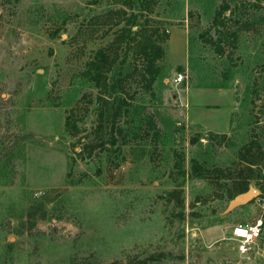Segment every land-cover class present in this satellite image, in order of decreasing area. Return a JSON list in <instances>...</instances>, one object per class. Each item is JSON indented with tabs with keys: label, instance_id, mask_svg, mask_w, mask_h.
Listing matches in <instances>:
<instances>
[{
	"label": "rangeland",
	"instance_id": "rangeland-1",
	"mask_svg": "<svg viewBox=\"0 0 264 264\" xmlns=\"http://www.w3.org/2000/svg\"><path fill=\"white\" fill-rule=\"evenodd\" d=\"M154 2L139 13L164 50L148 90L123 32L136 0H0V264H264V225L251 254L230 240L264 223V201L228 211L255 138L249 188L264 182V0ZM101 48L122 72V105L83 77ZM186 72L191 87L231 91L228 134L187 121Z\"/></svg>",
	"mask_w": 264,
	"mask_h": 264
},
{
	"label": "trees",
	"instance_id": "trees-1",
	"mask_svg": "<svg viewBox=\"0 0 264 264\" xmlns=\"http://www.w3.org/2000/svg\"><path fill=\"white\" fill-rule=\"evenodd\" d=\"M97 1V0H95ZM137 3L141 4L140 6L142 7L138 12L132 13L130 18L127 21V24L123 28V32H127V38H128V43L129 47L131 46L132 41L137 42L135 48H136V53L139 57H141L144 61L143 67L139 71V74L145 83L146 89L151 90L153 84L155 83L156 79L160 76L161 70L160 67L158 66V62L160 59H162L164 55V50L162 46L155 40H152V37L150 36L149 38L145 37L144 32H141L139 30L140 28H144L148 24V20L144 18V16L139 15V13H142L143 11H147L151 14L153 12V8L155 5V2H149L148 0H136ZM133 7V4L132 6ZM228 5H224L222 7V11L219 12L216 16L215 23L216 25H220L223 23V14L226 13L229 10ZM135 9V8H132ZM126 13L125 10H120L117 11L118 14L120 13ZM153 19V18H151ZM134 27H137V30H133ZM143 34V35H142ZM122 37L123 41L125 39L123 38V35H120L116 40L119 41L120 38ZM141 37L139 41H137V38ZM115 40V41H116ZM112 55L109 54L107 49L101 48L96 51L93 59L88 62L87 68L83 73V77L94 83V85L101 90V96L100 99L103 100L107 105L109 104V99H112L113 104H124L126 103L124 101V98L122 96L117 95L119 93L123 92L124 89V84L121 75L122 72H119L117 75H114L112 73L113 69H115V59L111 58ZM137 68V67H136ZM138 69V68H137ZM135 69V70H137ZM184 67L180 66L178 67V71H183ZM112 73L111 76L109 73ZM119 105L118 108H110L107 109L106 111H113L115 112V115L113 116V121L112 125L114 126L116 123V118L120 114V109L121 106ZM101 118H104V112L101 114ZM66 132L67 133H72L73 135H76L78 133V130L76 128V124L72 123L70 118L67 119L66 123ZM258 142L255 139H252L249 144L245 145L241 151L239 152V159H240V166H242V170H240L241 173L244 171H249L252 174L249 175L247 178L243 179V182L236 183L235 185V190L238 194L247 192L249 190L250 183L253 179L257 180L256 177L254 176V172L256 168H258L260 162L257 161L253 156H252V151L254 150L255 147H257ZM260 147V146H259ZM203 167L199 165H195V171L198 172V177L203 178L205 177L203 172ZM259 172V175L262 179L264 180V173L262 169L257 170ZM261 194L259 198L263 199L264 198V182L263 183H258V188H257ZM43 219H45V214L42 216Z\"/></svg>",
	"mask_w": 264,
	"mask_h": 264
},
{
	"label": "crops",
	"instance_id": "crops-1",
	"mask_svg": "<svg viewBox=\"0 0 264 264\" xmlns=\"http://www.w3.org/2000/svg\"><path fill=\"white\" fill-rule=\"evenodd\" d=\"M185 91L186 96L180 107L187 110V121L192 126L217 134L230 132L235 99L229 89L189 85ZM219 113L224 114V117Z\"/></svg>",
	"mask_w": 264,
	"mask_h": 264
},
{
	"label": "built area",
	"instance_id": "built-area-1",
	"mask_svg": "<svg viewBox=\"0 0 264 264\" xmlns=\"http://www.w3.org/2000/svg\"><path fill=\"white\" fill-rule=\"evenodd\" d=\"M175 83L178 85L184 84L185 88H188V73L178 74ZM262 200L264 201V198ZM263 225L262 217L258 218L253 224H237L232 228L230 240L235 243L240 253L251 254L262 235Z\"/></svg>",
	"mask_w": 264,
	"mask_h": 264
},
{
	"label": "water",
	"instance_id": "water-1",
	"mask_svg": "<svg viewBox=\"0 0 264 264\" xmlns=\"http://www.w3.org/2000/svg\"><path fill=\"white\" fill-rule=\"evenodd\" d=\"M260 194L261 192L254 187H250L247 192L238 194L236 196L230 193L228 195V198L230 199V207L228 211H231L237 207L248 204L253 200H256L257 198H259Z\"/></svg>",
	"mask_w": 264,
	"mask_h": 264
}]
</instances>
